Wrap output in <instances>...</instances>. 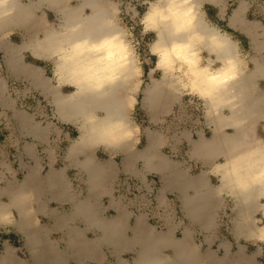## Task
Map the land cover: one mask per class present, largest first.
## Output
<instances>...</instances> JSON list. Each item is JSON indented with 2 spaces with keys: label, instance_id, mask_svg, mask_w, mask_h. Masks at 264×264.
Here are the masks:
<instances>
[{
  "label": "crops",
  "instance_id": "0c3cea01",
  "mask_svg": "<svg viewBox=\"0 0 264 264\" xmlns=\"http://www.w3.org/2000/svg\"><path fill=\"white\" fill-rule=\"evenodd\" d=\"M20 1L30 9L27 22L18 21L0 31V71H5L0 75V136L8 113L21 142L14 165L0 159V203L7 208L0 215V253L10 250L4 264H141L140 252L151 243L164 264H213L215 258L228 263L238 255L239 264H264V238L235 232L236 205L240 202L235 194L227 188L216 196L209 194L221 181L216 164L225 158L220 150L208 152L215 136L237 138L234 151L245 150L242 156L254 158L255 169L262 170L264 155L259 144L264 142V15L257 12L259 6L252 0L205 1L201 6L208 22L233 40L248 98L260 97L243 117L248 120L232 121L230 104L220 109L222 119L216 121L214 112L208 113L204 99L190 87L167 89L170 100L160 102L158 112L151 114L143 105L148 84L141 90L142 81L131 79L127 93L133 95L137 84L141 105L148 112L145 119L131 118L132 103L125 145L99 141L81 147L76 139L82 133L84 119H64L57 111L59 103L66 101L63 97L75 89L66 76L57 78L56 68L63 56L38 44L54 30L64 28L60 24L66 4L82 1L81 12L86 13L93 4L90 1L104 0L40 5L35 0ZM202 54L208 55L206 51ZM158 70L160 79L162 71ZM249 74L253 77L246 87ZM7 79L25 82L23 91L36 93L52 108L54 119L41 121L19 109L7 92ZM185 93L196 94L203 101V124L197 131L170 135L161 123L172 107L183 101ZM50 139H63L62 150L50 145L46 153H41L40 146ZM183 142L185 149H181ZM165 146L178 151V156L167 153ZM150 176L157 179L159 203L166 205L168 198L174 197L178 204L176 214L165 216L164 227L156 226L145 213L133 212L114 194V185L121 178L146 182ZM19 185L28 189L24 193L28 210L24 213L31 219L29 234L39 236L34 249L26 241L25 229L12 223L21 218L20 211L10 204V191ZM262 204L263 195L252 211L257 224L264 221ZM175 215L179 221L174 220ZM107 222H112L114 230L104 239Z\"/></svg>",
  "mask_w": 264,
  "mask_h": 264
},
{
  "label": "bare ground",
  "instance_id": "6f19581e",
  "mask_svg": "<svg viewBox=\"0 0 264 264\" xmlns=\"http://www.w3.org/2000/svg\"><path fill=\"white\" fill-rule=\"evenodd\" d=\"M63 0H35L40 4H60ZM205 1L219 0H156L151 1L148 9L144 12L143 21L147 28L154 29L156 37L151 44V50L157 55L156 69L162 71V77L153 78L146 86L143 93V105L149 113H157L159 103L169 101L167 89H179L190 87L192 91L204 99L208 105V113L214 112V119H222L219 113L224 105H232V121L238 123L243 119L260 100V97L250 100L243 87V79L239 74V59L233 40L227 33L220 31L218 27L210 24L202 10ZM91 9L82 13V1L76 5L63 9L60 26L63 29L54 30L45 38L39 40V47L46 50H57L63 58L58 61L56 68L57 78L66 76L75 85L74 91L66 94L59 103L57 111L64 119H84L82 133L76 139L77 146L86 142L98 143L99 141L112 142L125 145L130 133L129 109L134 101V93H127L131 79L136 80L138 64L130 41L122 27L114 20V9L110 1L101 3L90 1ZM173 5L174 10L181 15L179 20L155 21L149 20L155 11L166 9ZM191 9L188 16L183 13ZM62 10V9H61ZM30 9L20 0H7L6 4L0 3V31L10 29L18 21L27 22ZM7 13V14H5ZM191 20V24L184 31L176 32L177 23L183 20ZM120 35L128 45L129 55L125 61L102 58L104 52L87 50L92 44ZM85 47H77L84 44ZM191 42L192 50L197 53L196 64L189 66L182 61H173L171 65L160 55L163 48L170 47L173 43ZM206 51L208 55L203 56ZM218 77V79H212ZM253 74L247 75L245 80L250 81ZM138 86L135 84L134 91ZM128 95H132L129 99ZM84 144V145H85ZM261 153L264 155V142H261ZM238 148L237 138L215 136L208 144V152L214 153L220 150L224 155V161L216 164L221 171V181L209 192L218 195L225 188L230 189L240 201L236 205L237 218L234 222L235 232L245 236H260L264 238V221L256 223L252 217V211L259 196H264V160L262 170L255 169L254 158L242 155L245 150L234 151ZM249 153H252L248 150ZM4 161H6L4 159ZM26 187L19 185L10 191V204L20 212V220H12L19 228L25 229L26 241L30 248L39 242L37 233L29 234L28 229L31 219L24 213L28 210ZM264 208V204H262ZM4 204L0 203V215L6 211ZM194 210H198L197 207ZM1 221V218H0ZM103 238L112 235L114 226L112 222L105 225ZM257 229V230H256ZM36 248V247H34ZM33 248V249H34ZM155 244H146L140 252L141 264H164L162 258L155 253ZM10 254L8 248L0 253V264H4ZM43 256H46L45 254ZM238 256L229 264H239ZM218 261L213 264H228Z\"/></svg>",
  "mask_w": 264,
  "mask_h": 264
},
{
  "label": "rangeland",
  "instance_id": "374dc122",
  "mask_svg": "<svg viewBox=\"0 0 264 264\" xmlns=\"http://www.w3.org/2000/svg\"><path fill=\"white\" fill-rule=\"evenodd\" d=\"M110 1L112 8L114 9V20L116 23L122 27L124 30L127 39L130 41V44L133 48L134 54L136 56V63L138 64V79L135 82H141L143 86L147 85L152 81L153 78L160 77V71L156 69L157 55L152 52L151 44L156 37L154 29L147 28L143 21L144 12L148 9L151 1L156 0H107ZM145 33H147L145 35ZM155 54V56H153ZM3 59L2 54L0 53V64ZM3 63V62H2ZM2 66L0 67V70ZM4 70L0 71V75L5 74ZM139 80V81H138ZM25 82H20L16 80L7 79V92L15 100L17 107L19 109L25 110L33 114L35 119L41 121H49L53 118L52 108L47 105L41 98L31 91L24 92ZM141 90H137L134 93L133 107L131 108V118L134 119H145L147 113L141 105L142 93ZM187 93L184 94V97ZM131 99V95H128ZM176 107V105L174 106ZM169 111V114L171 111ZM130 112V111H129ZM146 114V115H145ZM168 114V115H169ZM128 115V116H129ZM167 116V114H166ZM166 118V117H165ZM5 119V131L0 136V159H5L7 163L15 164L17 162V157L19 150L21 149V142L17 135H15L14 130L12 129L13 125L10 119H12L8 113H6ZM168 133L170 135L175 134L173 129H169ZM57 144V145H56ZM50 145L58 146V151L62 150L63 139L55 140L50 139L40 146L39 151L41 153H46ZM186 148V143L183 142L181 149ZM165 151L170 153L169 146H165ZM178 152V151H177ZM174 156H178L174 155Z\"/></svg>",
  "mask_w": 264,
  "mask_h": 264
},
{
  "label": "built area",
  "instance_id": "2783aa9c",
  "mask_svg": "<svg viewBox=\"0 0 264 264\" xmlns=\"http://www.w3.org/2000/svg\"><path fill=\"white\" fill-rule=\"evenodd\" d=\"M252 1L259 6L257 12L264 15V0ZM204 112L205 107L201 98L196 94L187 93L183 101L176 105L163 120L161 128L165 131L173 129V132L178 134L184 130L197 131L203 124ZM170 151L173 156L177 155V151L172 147H170ZM155 187H157V179L154 176H150L146 182L136 181L131 177H123L115 183L114 194L133 212L145 213L148 218L155 220L153 222L156 226L164 227L166 225L165 216L169 215L170 212L176 214L178 204L174 197L168 198L166 205L160 204L156 198ZM174 220L179 221V218L175 215Z\"/></svg>",
  "mask_w": 264,
  "mask_h": 264
},
{
  "label": "clouds",
  "instance_id": "9594fccd",
  "mask_svg": "<svg viewBox=\"0 0 264 264\" xmlns=\"http://www.w3.org/2000/svg\"><path fill=\"white\" fill-rule=\"evenodd\" d=\"M7 0H0V3L6 4ZM187 3V0H184ZM191 9H188L187 12L183 13V16H188ZM7 14V13H5ZM180 13L174 10L173 5H170L166 9H160L155 11L151 16L148 17L149 20L155 21L156 18H159L161 21L172 20L177 18L179 20ZM191 24V20H183L177 23L176 32H181L186 29L188 25ZM147 33H145L146 35ZM87 41L84 44L77 45V47H85ZM87 50L95 52H104L106 55L102 58L108 60H117L125 61L129 55L128 45L124 42L120 35H114L110 38H106L99 43L92 44ZM160 51L161 57L171 65L175 61H182L184 64L189 66L196 64L197 53L192 50L191 42L187 43H173L170 47L163 48ZM155 56V54H153ZM156 57V56H155ZM212 79H218V77H212Z\"/></svg>",
  "mask_w": 264,
  "mask_h": 264
}]
</instances>
